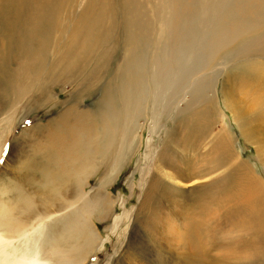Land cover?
<instances>
[{
	"label": "bare ground",
	"instance_id": "6f19581e",
	"mask_svg": "<svg viewBox=\"0 0 264 264\" xmlns=\"http://www.w3.org/2000/svg\"><path fill=\"white\" fill-rule=\"evenodd\" d=\"M62 1L67 0H0V31H21V48L40 65L34 80L5 83L17 99L36 86V95L46 90V102L53 100L54 70H64L71 78L86 73L79 82L85 90L90 83L96 87L101 82L96 109L84 105L80 98L67 104L58 118L25 129L20 133L21 137L27 135L24 142L14 141L0 168V190L6 194L0 198V264L85 261L99 237L94 219L104 215L99 211L111 210L114 201L108 190L85 189L100 165L96 160H106L116 132L122 138L118 146H125V133L133 136L145 109L157 123L170 112L169 107L175 112L163 146L149 158L145 151L146 162L153 157L156 161L148 175L149 187L146 185L152 190L148 198L154 204L147 206L144 198L141 201L147 208V225H153L154 220L162 224L172 239V243L167 241L170 252L180 264H225L222 259L230 257L241 264H264V185L234 150V137L217 112L220 104L213 95L214 75H208L216 61L225 65L240 59L222 73L221 102L264 164V0H86L74 15L70 47L64 52L53 50L47 64L48 50L33 41L36 34L56 22L55 11L60 6L56 5ZM117 12L124 34L114 36L110 33ZM115 39L123 53L118 65L111 67L113 49L106 45ZM103 45L94 60L95 47ZM195 58L202 63L196 64ZM190 61L194 63L189 65ZM45 69L48 78L42 73ZM216 121L221 124L218 129L213 128ZM30 137L37 141L27 142ZM150 140L149 134L147 151L152 147ZM35 143L32 155L26 146ZM227 163L248 171L234 180L230 172L221 170ZM229 179L232 187L235 183L243 189L234 188V194L227 195ZM243 183L245 187L239 185ZM229 198L235 203L233 209L245 211L239 216L242 219L203 205L205 200ZM176 206L187 210L180 218ZM179 219L184 221L181 225ZM210 249L217 251L215 257L210 256ZM151 251H143V257Z\"/></svg>",
	"mask_w": 264,
	"mask_h": 264
},
{
	"label": "rangeland",
	"instance_id": "374dc122",
	"mask_svg": "<svg viewBox=\"0 0 264 264\" xmlns=\"http://www.w3.org/2000/svg\"><path fill=\"white\" fill-rule=\"evenodd\" d=\"M85 1L86 0H67V1L58 2L56 6L58 5L60 6L58 10L55 11V14L57 17L55 20L56 22L53 23L52 25L49 24L48 28L44 31V33L36 34V39L33 41L34 44H36L37 46H40L41 48L45 50H48V52H46V55L48 54V58L46 59L48 61L47 64H49V62L51 61L53 57L51 56L53 54L52 53L53 50L61 51L63 49V52H64L66 49L70 47L71 24L75 18L74 15L77 14L81 10ZM117 13L115 15V20L118 25L115 23V28L110 33L111 35H114V36L116 34H124L121 30V28H123L121 14L120 12H117ZM21 35L22 33L19 30L8 31V32L0 31V134H2L0 138V146H1L0 147V168L2 167V164L5 158L7 157V154L9 153V151H11L14 145V141H17V143L21 141L24 142L27 135L21 137L20 133H23L25 129L30 128V127H38L39 125L42 126L47 121H50L55 117L58 118L60 116V112L67 106V104H71L72 102H75L79 100L80 98L83 99V104L90 108L96 109L99 104V103H96V101L98 100L100 96L99 86L101 85V82H98L99 86L94 87V85L92 86L89 80L88 83L90 84L87 85V87L89 88L86 87V90H85L84 87L82 86L80 87L79 82L83 80V77L86 73L78 77L76 74H73V76L77 78L75 77L71 78L67 74H65L64 70H63V73H59L58 71L62 72L60 69L57 72L56 70H54L55 71L54 76H55L56 83L51 82L50 92L53 97V100L46 102V99H47L46 90L42 91L39 95L38 94L36 95L35 94L37 92V90L35 89L36 86L33 87L31 91L25 97L23 98L21 97L17 99L12 93V91L10 90L9 86L6 85L5 83H7L8 81L18 82V83L32 81L37 77L39 68H40L39 67L40 65H38L39 61H36L30 58L21 48L20 46ZM115 42H116V39L115 41L114 40L110 41L106 45L108 47L112 46V49L114 50V51L113 50L111 51V58H110L111 67L114 66L115 63H116V66L118 65L117 59L122 57V53H123L122 52L123 50L122 51L120 50L119 45L118 47H116L117 45ZM104 46L105 45L101 46V48L95 47L94 49L95 54L93 56L94 60L98 58V56L101 53V49L104 48ZM89 57L90 58L92 57L91 54ZM242 60L244 61L245 58ZM242 60L241 62H243ZM44 61H41V62H44ZM194 61L197 62L196 64L202 63V59L200 58L199 59L195 58ZM238 61H240V59L236 58L232 62H228L225 65H221L218 63V61H216L214 63L215 66L212 63L213 64L211 68L212 71L208 69V71H210L208 75L210 74L211 77L214 75L212 77L213 85H215L214 90H213L214 91L213 95L215 94L214 97L217 98L216 100L220 104L217 112L219 115L222 116L221 118L223 119L225 128L229 130L230 135L234 137V143H233L234 150L238 152L239 156L245 160V162L247 163L249 167L248 170H251V172L255 176L260 178V180L262 181L264 185V164L260 162L257 152L254 150V145L251 143V141H249V139H247L246 137L240 134L238 127L236 123L234 122L232 116L230 115L228 109L221 102L220 89L222 85L221 79L223 78L222 73L224 71H227L231 67V65L233 66L234 62H238ZM191 63H194V62L190 61L189 65ZM220 67L222 68L220 69ZM215 70L217 71L216 74L214 72ZM1 73H3L5 76H1ZM42 73L45 76L47 73H49V70L45 69L43 70ZM197 74L198 72L196 73V75ZM61 75L63 78L61 77ZM44 78H48V77L45 76ZM69 78H71L72 80H70ZM95 83L97 84L96 81ZM78 85L80 87V90H77ZM7 87L9 88V90ZM186 89H187V85H186ZM186 99H189V95H186ZM182 104L183 102L181 101L179 105H182ZM80 107L83 108V106H80ZM167 110H170V112H166L165 116H162L159 120H157V123H156L150 119L151 115L145 109V114L144 112L141 113L142 117L139 119L140 124L138 123V126L135 129L133 136L131 137L129 132L125 133L124 135V138H126L125 146L122 149L118 146V143L122 140V138L119 137L120 132H116L117 137H115L114 139L112 138L114 142L112 144H110L109 142V145H108L109 153H108L106 160H102V159L96 160L98 164L100 165L96 169V171L88 178V183L87 185H85V189L90 191V190L99 188L101 189V191L105 190L104 193L107 192L108 190L113 195L114 201L111 205V210L99 211V212H104V215L99 216L100 215L99 214L97 218L94 219L95 231L96 230L99 231V237H98V240H96L95 245L91 248L89 255L86 257L85 261H83L81 264H123V263L124 264H178V263L180 264L179 260L173 257L174 252L173 254L171 253L172 248H171L170 243H172V239L169 237V234L164 232V230L161 228L162 224L160 222L158 224V222L154 220L153 225H147L149 223L148 217H146L147 208L144 209L143 208L144 202H141L144 198V200L147 199L146 201L147 206H148V203H151V205L154 204V202L152 201L153 199L148 198L150 197L152 190L151 188H148L149 184L147 185V181L149 178L148 176L149 173H153L150 171H151V168L155 165L156 161L154 157L152 156L153 158L151 159V161L146 162L145 153L146 152L149 153L148 155V158H149L151 153L159 152L160 148L163 146L162 140H163L164 134L166 133L168 128L172 125L171 123V118L173 115L172 113L175 112L174 109L173 111H171L170 107ZM92 119L93 118H91L90 120ZM214 125H215V127L213 126L214 129L216 128L218 129L219 127H221L220 122H217V121L214 122ZM131 130L132 128L129 131ZM149 134L151 135L150 142H152V147L150 148V151H153V152L146 150V144H147V139H148ZM205 134L206 135L208 134L207 128H206ZM210 138H208L207 140H209ZM31 141H34V139H32L31 137L28 138L27 142H31ZM36 141L37 140H35L34 142ZM115 143L117 144V146ZM35 147H36V143L27 145L26 151H30L31 154L34 155L36 153ZM204 149H206V147H204ZM119 150H122V151H119ZM16 163L18 164V161ZM223 167L224 168H221V170H223V173L228 174L230 172V178L234 180L240 179L241 177H243V173L244 175H246L248 171L245 168L243 169L245 171H241L237 167H233V164H230V163L229 164L227 163L226 166H223ZM232 168L233 170H231ZM144 170L145 171L148 170V171H147V174L142 177V172ZM235 175L237 176L235 177ZM232 179L228 180V186L226 190L227 195L233 192L234 188L243 189L240 186L235 185V183H234V187H232L233 186ZM154 183L155 182L151 183V185ZM146 185L148 187H146ZM239 185L244 186V183L239 184ZM5 195L6 194L2 195V191L0 190V198L3 199L2 197H4ZM221 198H223V196H221ZM199 200L201 201V199ZM210 201H213V202H210ZM237 201H240V200H237ZM208 202L210 203V205H208L209 204ZM221 202H223L224 205ZM193 205H194L193 202H190V209L192 211V214L194 213L192 209L194 207ZM203 205L208 206L209 208L214 207L216 209H222L220 210L222 214L224 213V211L225 212L229 211L231 215L229 218L233 217L237 220L242 219L241 217L245 214L244 210L233 209L235 207V203L233 199L231 198H229L228 200L222 199L217 202L211 199L208 201L205 200V203ZM174 209L176 212L175 214L178 215V218L182 217V214H185V212L187 211V210L185 211V209H180L179 206L178 208L177 206L174 207ZM167 211L169 212V209ZM164 213L162 214V217H161L162 219L163 217L164 219L166 217V216H163L165 215ZM134 218L136 219L138 218V219L136 220ZM183 222L184 221L182 219H179L180 225ZM247 234H248V231L245 230V235ZM140 235H142V237ZM246 237L249 238L248 235ZM167 241H169L170 243ZM224 245L227 249L228 244L227 245L224 244ZM148 248H152L151 255L149 254V256H147L148 258L143 257L142 255L143 251H147ZM141 250H142V253L140 252ZM215 252L217 251L214 249H210L209 253L212 254L210 256L215 257L217 255V253ZM145 254H148V253H145ZM222 260H223L222 262L225 264H228V263L229 264H241L238 258L230 257V258H223ZM260 260H262V258ZM260 260H257L256 263L259 262Z\"/></svg>",
	"mask_w": 264,
	"mask_h": 264
}]
</instances>
